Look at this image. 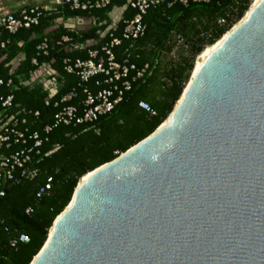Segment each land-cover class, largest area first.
Listing matches in <instances>:
<instances>
[{"label":"water","instance_id":"obj_1","mask_svg":"<svg viewBox=\"0 0 264 264\" xmlns=\"http://www.w3.org/2000/svg\"><path fill=\"white\" fill-rule=\"evenodd\" d=\"M177 101L78 182L30 264H264V0Z\"/></svg>","mask_w":264,"mask_h":264},{"label":"trees","instance_id":"obj_2","mask_svg":"<svg viewBox=\"0 0 264 264\" xmlns=\"http://www.w3.org/2000/svg\"><path fill=\"white\" fill-rule=\"evenodd\" d=\"M222 1L190 2L188 5L176 2L171 6L164 4L149 9L143 16L146 31L135 40L123 36L125 20L133 18L137 12L128 6V0H111L107 8L92 11L61 7L64 18L80 16L87 22L88 27L81 28L78 33L63 25L54 27L52 21L58 15L46 16V13L39 17L38 24L20 28L15 33L0 29V79L4 81L1 92L14 96L13 111L24 109L19 114V127L26 131L27 138L25 144L13 143L9 150L4 147L2 151L8 154L23 148L32 149L29 152L32 158L29 167L37 169L33 178L23 177L13 187H10L13 181L0 184V192L8 188L0 202V264H30L44 245L55 218L71 201L80 177L114 160L164 122L180 96L183 83L189 81L195 63L164 65L162 55L172 50L170 42L173 34L187 41L193 60L204 45L217 42L229 30L217 24V20L225 15L233 3L228 0L220 5ZM248 4V0H242L237 5L240 12L248 10ZM118 8L123 9V15L117 27H112L109 13ZM98 29L102 31L101 34L97 33ZM208 30H212L214 36L206 42L200 34ZM64 35L69 36L70 41L59 44ZM45 37L49 39L50 52L47 56H40L38 45ZM113 38L121 40L120 45L113 47L115 60L135 67L129 69L126 77L108 84V75L102 73L88 82H82L77 74L65 70L66 58L72 61L86 60L90 50L101 51V47ZM2 42L5 43L4 47L1 46ZM19 58L21 60L17 61ZM34 58L39 63L47 60L60 82L57 94L48 105V92L41 85L29 87L22 84L36 68L32 63ZM13 66L15 70L10 73ZM138 72H142V75L138 76ZM10 79L11 88L7 86ZM125 81L130 82V90L124 89ZM115 84L124 89L123 98L110 112L100 115L93 122L75 121L54 126L55 114L64 106H76L81 114L87 96L85 89L97 93ZM72 92L75 96L62 102L63 97ZM141 102L147 103L151 111L141 107ZM36 112L39 114L36 115ZM48 125L54 127L46 131ZM36 132L42 140L41 146L37 147L33 138ZM20 172L16 174L17 178ZM49 178H52L51 188L40 192ZM28 208L33 210L29 214L26 213ZM21 234H26L29 240L18 241Z\"/></svg>","mask_w":264,"mask_h":264},{"label":"built area","instance_id":"obj_3","mask_svg":"<svg viewBox=\"0 0 264 264\" xmlns=\"http://www.w3.org/2000/svg\"><path fill=\"white\" fill-rule=\"evenodd\" d=\"M212 0H128V6L135 9L137 12L133 18L125 20V27L123 30V36L127 39L135 40L144 35L146 31V24L143 22V16L148 12L149 9L158 8L161 5L167 4L171 6L176 2H180L183 5H188L190 2L194 3H209ZM232 5L227 9L224 16H221L217 20V24L223 26L225 29H230L236 22H238L243 14L247 11L240 12L237 5L241 3L242 0H232ZM249 5L251 0H248ZM247 2V0H246ZM57 3L54 7L31 5L24 6L18 11L5 10L1 6L0 2V28H4L10 33H15L20 28H29L32 24H38L39 17L46 13V16L58 15L52 23L54 27L63 25L70 31L78 33L81 28L88 27L87 22L84 18L77 16L70 19H66L61 15V7L68 6L72 10H83L92 11L95 9H104L111 4V0H56ZM112 17V27H117L118 21L122 18L123 9H114L109 13ZM92 24V23H91ZM98 34H101L100 29L97 30ZM214 33L212 30L202 32L200 37L206 42L213 38ZM70 41V37L67 35L62 36L61 42ZM121 40L119 38H113L110 42L104 44L99 50H90L89 58L86 60L77 59L72 61L69 58L64 60L65 70L69 73L77 74L82 82H88L92 77L97 74L105 73L108 75L106 83L114 84L115 81L120 80L122 77H126L129 69H134V65L130 67L121 64L115 60V54L113 52V47L120 45ZM178 46H184L187 48V41L179 36L177 40ZM1 46L4 47L5 43L2 42ZM49 39L47 37L38 45L39 55L47 56L50 52L49 49ZM83 46V45H81ZM207 45H204V47ZM104 54H102V53ZM102 54V55H101ZM21 58H19L20 61ZM32 63L36 68L30 73V78L25 80L22 84L25 86L33 87L35 85H41L43 90L48 92V97L46 99V104L50 103L55 94H57L60 86V82L56 75L55 70L50 65V63L45 60L43 63H39L36 58L32 60ZM16 66V61L14 62ZM15 67L13 66L10 73H13ZM142 72H138V76H141ZM4 85L3 79H0V184L2 182L15 181L18 179L16 174L18 171L23 177L33 178L37 174V169H31L29 163L32 158L29 152L32 149H19L16 151H11L8 154L4 153L2 150L5 147L9 150L13 143L27 142L26 131L19 127L20 120L19 114H21L24 109L20 108L18 111H13L14 96L12 94L4 95L1 92V88ZM7 86L11 88L12 80L10 79ZM125 90H130L131 84L129 81H125ZM124 89H120L118 85H112L109 88H104L99 90L97 93H90L87 89L84 92L87 94L86 99L82 105V112L79 114L76 106L68 105L64 106L59 112L55 114V125L58 124H71L72 122L86 123L95 121L100 115L110 112L118 102L123 98ZM75 96L72 92L65 97L63 101H67ZM56 105H58L56 103ZM140 106L147 111H151L150 106L141 102ZM18 107V105L16 106ZM36 115L39 113L36 112ZM23 123L26 122L25 119L22 120ZM54 126L48 125L45 127L46 131H50ZM35 139V147L41 146L42 140L39 138V134L36 132L33 135ZM22 177V178H23ZM52 178L48 179L45 184V188H41L40 192H44L45 189L49 190L51 188ZM33 210L28 208L26 213L29 214ZM29 240L26 234H21L18 237V241L27 242ZM14 244V243H13Z\"/></svg>","mask_w":264,"mask_h":264},{"label":"bare ground","instance_id":"obj_4","mask_svg":"<svg viewBox=\"0 0 264 264\" xmlns=\"http://www.w3.org/2000/svg\"><path fill=\"white\" fill-rule=\"evenodd\" d=\"M258 2H259V0H253L252 4L249 6L248 10L244 13L242 18L237 23H235L217 42H215L212 45L205 46L204 49L200 52V54L196 58V61H195L194 68H193L192 74L190 76V79L187 82V84L185 85V90L183 91L181 97L177 101V104H176L174 110H176L180 106V104H181V102H182V100L184 98L185 93L187 92V90H188L189 86L191 85L194 77L196 76V74L198 73V71L200 69L202 60L207 55H211L214 51H216L223 44V42L231 35V33L235 29H237L245 20H247V18L250 16V14L253 12V10L256 8ZM173 112H172V114L170 116L173 115ZM170 116L164 120V122L162 123L161 126H164L165 124H167V122L169 121ZM92 174H93V171H90L86 175L82 176L80 181H79L78 187L81 186L82 184H84L92 176ZM61 216H59L58 218H60ZM52 231H53V228L51 229L49 236H51Z\"/></svg>","mask_w":264,"mask_h":264},{"label":"rangeland","instance_id":"obj_5","mask_svg":"<svg viewBox=\"0 0 264 264\" xmlns=\"http://www.w3.org/2000/svg\"><path fill=\"white\" fill-rule=\"evenodd\" d=\"M252 1L253 0H251V4H252ZM177 40H178V36L173 34L171 37V42H170V44L172 46L171 47L172 50L170 52L164 53L162 55L163 64L164 65L165 64H167V65L168 64H181L182 62L183 63L186 62L185 65H188L190 63L194 64L196 59L193 60L192 52L184 46H178ZM196 57H198V56H196ZM193 67H194V65H193ZM190 76H191V73H190ZM190 76H189V78H190Z\"/></svg>","mask_w":264,"mask_h":264},{"label":"crops","instance_id":"obj_6","mask_svg":"<svg viewBox=\"0 0 264 264\" xmlns=\"http://www.w3.org/2000/svg\"><path fill=\"white\" fill-rule=\"evenodd\" d=\"M1 6L5 10L18 11L24 6L40 5L47 7H54L56 0H0ZM1 29V28H0Z\"/></svg>","mask_w":264,"mask_h":264}]
</instances>
